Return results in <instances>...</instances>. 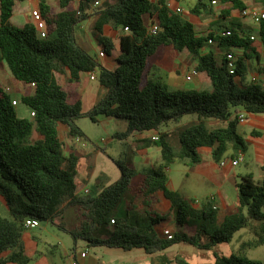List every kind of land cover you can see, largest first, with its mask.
<instances>
[{
    "label": "trees",
    "instance_id": "trees-1",
    "mask_svg": "<svg viewBox=\"0 0 264 264\" xmlns=\"http://www.w3.org/2000/svg\"><path fill=\"white\" fill-rule=\"evenodd\" d=\"M230 1L236 8H243ZM14 5V0H0V61L16 81L35 84L33 95L21 99L34 116L31 120L18 118L13 101L0 90V199L8 213L7 217L0 215V264L32 262L22 240L28 230L26 220L51 223L74 241L85 242L88 248L142 250L146 255H159L150 264H190L179 256L170 259L164 252L181 244L208 252L230 243L245 229L253 237L241 244L240 252L229 257L214 253V264H261L248 259L244 252L264 246V181L256 184L250 175L244 176L236 185L235 210L220 216L209 201L196 207L193 201L169 189L166 175L176 160L186 166L200 164V149H210L216 163L245 153L246 143L238 135L235 112L242 109L264 116V85L247 81L249 56L233 59L226 52L219 63L213 53H202V49L212 40L226 51L246 49L250 38L234 31L227 37L197 36L192 24L169 10L163 0H59L58 13L46 0H39L37 10L47 29L46 38L40 39L35 25L16 27L10 22ZM201 6L199 0L190 13L198 14ZM88 16L95 18L94 40L106 53L116 45L103 35V28L122 32L113 70L102 67L77 42L75 28ZM152 26L158 28L154 35L150 34ZM258 30L264 48V20L258 23ZM164 47L187 52L195 59V71L209 79L211 91L169 88L151 78L150 59ZM93 73H97L106 93L83 112L81 102H71L59 78L68 74L69 82L77 83L81 74ZM187 115L195 119L177 132L174 147L165 129L179 124ZM101 117L124 124L125 131L114 136L118 140L143 132L157 133V140H148L146 145L159 149L160 163L137 171L124 162L113 161L120 172L116 182L107 187L97 184L92 192L78 195V155L73 151L65 154L59 129L67 128L68 140L81 141L84 134L75 122L88 118L96 123ZM211 123L220 125L211 127ZM33 131L42 139L32 142ZM126 193L130 194L128 199L124 198ZM158 194L169 202L168 214L153 210ZM138 200L145 210V227L129 223V217H137ZM70 209L74 222L68 225L65 218ZM168 218L184 229L170 239L156 232ZM73 260H77L75 253Z\"/></svg>",
    "mask_w": 264,
    "mask_h": 264
},
{
    "label": "crops",
    "instance_id": "crops-1",
    "mask_svg": "<svg viewBox=\"0 0 264 264\" xmlns=\"http://www.w3.org/2000/svg\"><path fill=\"white\" fill-rule=\"evenodd\" d=\"M30 4V9L26 11V17L28 19L27 23H33V20L31 21V15H28V12H32L33 10H37L39 7V0H28ZM158 0H154V2H157ZM199 0H188L190 6L188 9V12H184V10L180 6V0H163V2L166 4H171L173 7H179L183 10L182 16L185 18L189 23L192 24L195 33L197 36L200 37H207L210 34H214L215 36L219 35L221 32H230L234 31L242 38H250L251 43L249 44L248 48H231L228 51H226L222 46L219 45V42L217 40H212L211 44H208L202 49V53H208L211 52L215 55L217 58H222L226 52L232 55L233 59H238L244 56H249V59L247 61V81L254 82V83H260L264 85V48L261 45L260 39H259V30H258V24L253 23L248 18H243L240 15V12L244 9H251L255 10L257 12L264 13V0H234L242 5V9L236 8L232 1L230 0H201L202 6L200 7V11L198 14H192L190 13V9L195 6V4ZM21 3L23 0H14V3ZM214 2V4L212 3ZM46 3L49 4L53 10V12L58 13L61 9H55L52 7L49 0H46ZM59 4V0H58ZM14 17L13 16L10 21H12ZM94 16H88L86 20L90 23V30L85 32L83 29L82 24H79L76 26L75 29H78L81 33L80 35L75 37L77 39V42L90 53V49L88 47V42L91 47H94L96 43L93 41L94 36L92 32V25L94 22ZM147 24H151V20H146ZM16 27H23L16 26ZM45 33L47 36V29L46 26H44L43 31H37V36L40 38L41 33ZM103 35L107 38H109L113 43H116L118 41L119 36L122 34L120 32L114 31L109 26H105L103 28ZM43 39V38H40ZM94 42V44H93ZM99 46V45H98ZM100 47V46H99ZM102 48V47H101ZM166 48H171V51L166 52ZM116 49V47H114ZM113 50V49H112ZM118 51V50H117ZM103 53V57H100L99 54ZM119 53V51H118ZM98 58L95 56V60L105 69L113 70L116 65L117 58L110 57L109 53H106L103 49L99 52ZM92 56V55H91ZM151 64V73L150 77L159 79L161 82H163L165 85L170 86V88L175 89H192L189 87L190 85L188 83H194L195 88H199L200 91L209 92L211 91V83L209 79L202 73H196L195 68L197 66V61L193 59L187 52H178L174 50L172 47H164L161 48L156 55H154L150 59ZM6 64L4 61H0V76H2V80L0 81V90L5 91L10 99L12 101H16V106L14 107L16 110L17 117L20 119H28L31 120V117L29 115V111L26 106H24L21 102L22 97L26 95H33L34 88L30 85H25L21 82L16 81L11 76L9 70L6 71ZM193 72V74L191 73ZM95 76V80H90V74H81L80 79L77 83H71L68 80V74L60 76L59 81L63 89L69 94L71 102L80 101L82 104V111H83V97L86 98V100L91 101L93 106L105 95L106 90L98 84L97 88H93V93H88L87 84L89 82H98L97 73H93ZM192 74V75H191ZM190 76L189 80H186L187 77ZM11 81H14L15 83H12ZM195 90V89H192ZM20 104L23 108H19ZM235 114L237 116L242 115L244 117V122H239L237 125V132L238 135L244 140L246 143V151L244 154H241L242 161L236 166L231 165V159L229 158H223L221 161H224V166L220 165L219 163L212 162L211 160V150L210 149H200L202 150L203 154L205 155L204 158H206L208 161V164L203 166L204 159L202 158L201 154V163L196 165L197 167H200L201 172H203L205 176V180L210 182L211 185L214 187V193H211L208 197L209 203L211 206L216 207L217 210L220 213V216H223L229 212H232L235 210L237 205V189L236 185L240 182V180L244 176L250 175L252 177V180L256 184H262L264 181V116L263 115H254L246 113L242 109H237ZM234 114V115H235ZM102 119H109L105 117L99 118ZM111 119V118H110ZM116 128H118L121 133L125 131V126L123 123L119 121H115ZM219 126L218 123H211ZM67 129V128H66ZM39 135V134H38ZM40 136V135H39ZM59 136H60V129H59ZM32 137V136H31ZM66 137H67V131H66ZM153 137H157V133L153 131L149 132H143L141 134L134 135L132 139L138 140L143 139L144 140H152ZM61 138V136H60ZM42 137L40 136V139L36 138L35 141L41 140ZM77 143L80 142V140L76 141ZM84 151V150H83ZM71 151H66L65 148V154L70 153ZM139 152H143L145 156H149V154H153V150L148 149L147 147L140 149ZM159 152V151H157ZM89 152L83 153L84 155H78V163L76 168V177L79 179H83L86 170H90L91 165V154H88L90 156L89 160L86 161V154ZM141 156V155H140ZM137 154H134V161L141 165L144 164L146 159L142 158L140 161ZM150 157V156H149ZM141 159V158H140ZM82 163L86 165L85 167H82ZM158 162L155 161V163L150 164L149 166H155ZM240 165H244L245 171L243 173H235L234 168L239 167ZM146 166V165H141ZM78 168L80 169L78 171ZM135 169V168H133ZM137 170V169H135ZM143 170V169H142ZM199 170V171H200ZM138 171V170H137ZM79 172V174L77 173ZM76 177H75V183H76ZM214 182V183H212ZM169 188V187H168ZM170 189V188H169ZM78 192V190H77ZM88 192V190H85V193ZM211 197L214 199L213 201L210 200ZM164 208H160L159 206H162ZM137 205V214L141 213L145 210L143 206L140 204V200L136 202ZM153 210L156 211L158 214H164L163 212H160L161 209L166 210L168 213L170 211V204L168 201H166L161 195L158 194L157 201L152 206ZM166 223H163L161 225H158L156 227V232L159 236H163L162 233L164 230H167L170 234H174L180 231H183L184 229L178 228L174 223H172V226L169 228H165ZM32 229H28L24 232L22 236V240L25 246V252L26 255L30 258H32V262L29 264H36L38 260L43 257V253L39 251V244L35 237H33L30 234V231ZM224 245V244H223ZM100 248V247H98ZM105 248V247H103ZM108 249V248H106ZM119 250V249H115ZM122 251V250H121ZM137 251V250H132ZM129 251V252H132ZM139 253H136L138 256L146 255L142 250H139ZM86 252V256L83 259H80L78 255H76V258L78 259L79 264H98V261L94 260L90 256V252L88 251H82ZM124 252V251H123ZM165 253V252H164ZM159 255H153L152 258H148L141 264H150L152 261H156ZM73 259V254H71V261ZM255 261V260H253ZM140 264V263H136Z\"/></svg>",
    "mask_w": 264,
    "mask_h": 264
},
{
    "label": "rangeland",
    "instance_id": "rangeland-1",
    "mask_svg": "<svg viewBox=\"0 0 264 264\" xmlns=\"http://www.w3.org/2000/svg\"><path fill=\"white\" fill-rule=\"evenodd\" d=\"M52 7L55 9H59L58 0H49ZM103 1V0H102ZM197 1V0H195ZM76 4V3H74ZM180 6L184 10V12H188L189 9V2L188 0H180ZM30 9V4L28 0H23L21 3H16L14 5V17L12 21H10L14 26H21L25 25L29 19L26 17V11ZM28 15H31L29 10ZM147 18L145 19V21ZM32 21V18H31ZM83 29L85 32L90 30V23L88 20L81 22ZM127 32V31H126ZM122 34V32H120ZM76 36L80 35L78 29H75ZM128 34V33H127ZM91 41V40H90ZM89 41V42H90ZM95 43L96 41L93 40ZM88 42V47L90 49V53L93 57L98 58L99 52L102 50L101 47L96 45L91 47ZM93 42V44H94ZM116 49L109 51V56L113 58L119 57V53L117 51V42L114 43ZM166 52L171 51V48H166ZM217 61L220 63L221 59L217 58ZM6 71L8 70L7 66ZM193 74V72L191 71ZM191 74V75H192ZM2 76H0V81L2 80ZM15 83L14 81H11ZM97 82H89L87 84L88 93L92 94L93 88L98 87ZM192 89L196 91H200L199 88H195L194 83H188ZM170 88V86H168ZM190 89V88H189ZM93 107L91 101L86 100L83 97V112L89 111ZM19 108H23L20 104ZM195 116L187 115L184 116L179 124H171L169 125L165 131H167L170 135L171 142L173 146H177V132L181 130L183 127L193 123ZM116 120L114 119H98L96 123H93L88 118H82L77 120L75 123L81 129L84 134V139L80 142L70 141L66 137L67 129L65 127H60V136L61 139L65 143L66 151H73L77 155H84L83 153H87L86 161H90V170H86L84 178L81 180L76 177V187L78 190V195L85 194V190L93 191L94 187L99 184L101 187H107L114 182H116L120 178V172L118 167L113 161H121L126 164L128 168H135L138 171L146 168H152L154 166H149L150 164L155 163V161L160 163V152L158 148L152 145H146V142L149 140L138 139L134 140L132 137L125 139V140H118L114 138L116 134L121 133V131L116 128ZM211 127H215V124H210ZM40 139V136L37 132H32L31 141L34 142L35 139ZM37 141V140H36ZM147 147L148 149L153 150L152 155L149 156L143 155V152H139L140 149ZM84 150V151H83ZM140 158L146 159L145 163L138 165L134 161V154ZM88 154H91L88 156ZM199 154H201L202 158L204 159L203 166L208 164V162H213V160L208 161L203 154L202 150H199ZM90 160H89V158ZM157 164V165H158ZM155 165V166H157ZM82 163V167H85ZM80 169L78 168V171ZM200 167L197 166H186L179 161H175L171 164L167 171V180H168V187L173 190L179 192L182 196L186 199L193 201L196 207H199L202 204H206L208 201V197L211 193H214V187L211 185L210 182L205 180V176L203 172H201ZM244 165H240L239 167L234 168L235 173H243L245 171ZM80 172V171H79ZM79 172H77L79 174ZM134 180V182H136ZM214 183V182H212ZM130 196L129 193L124 195V198L128 199ZM210 200H214L212 197ZM160 208H164L159 206ZM160 212L164 214H168V212L164 209H161ZM0 215L3 217H7L8 213L6 207L4 206L2 200L0 199ZM145 217L144 211L137 214V217L132 218L129 217V223L132 225H137L140 227H145L146 223L143 220ZM66 221L68 225H71L74 222V215L73 210L70 209L66 212ZM167 224L165 228H169L172 226L173 220L172 218H168ZM166 223V222H165ZM157 230V229H156ZM30 234L36 238L39 244V251L43 253V257H41L36 264H71V254L79 255L82 251L90 252V256L98 261V264H136V263H145L144 261L148 258H152L153 255H142L138 256L136 253L140 251H132V252H123L121 250L115 249H106L103 247H91L88 248L86 243L83 241H74L72 237L59 230L55 225L51 223H40L37 228H34L30 231ZM252 234L247 230H241L234 235L232 241L228 244L218 245L213 248V250L205 252L197 250L188 245H177L169 248L165 251L164 255L168 258L173 259L177 256L181 257L185 261L190 264H214V257L213 254L217 253L219 255L229 257L232 254H237L240 252L241 244L247 240L252 238ZM244 256H246L250 260H255L264 264V246L258 248H252L250 250H246L244 252Z\"/></svg>",
    "mask_w": 264,
    "mask_h": 264
},
{
    "label": "built area",
    "instance_id": "built-area-1",
    "mask_svg": "<svg viewBox=\"0 0 264 264\" xmlns=\"http://www.w3.org/2000/svg\"><path fill=\"white\" fill-rule=\"evenodd\" d=\"M214 4V2H212ZM95 6L98 5L97 3L94 4ZM166 7L171 10L173 13L175 14H178V15H181L183 10L179 7H173L171 4H166ZM240 15L241 17L243 18H248L249 20H251L253 23L255 24H258L261 20H264V13L262 12H257L255 10H251V9H244L240 12ZM31 18L33 20V23L35 24V27L37 29V31L41 32L43 31L44 29V22L42 21V19L40 18V15L38 13V10H33L31 12ZM125 31H127V29H124ZM158 31V28L157 26H152L151 29H150V34L154 35L156 34V32ZM221 37H227L230 35L229 32H221L219 34ZM40 38H46V34L45 33H41L40 35ZM209 43H211V41H209ZM103 53H100L99 56L100 57H103ZM229 60L232 59L231 56H228L227 57ZM229 68H230V73L232 74L233 71V65L230 63L229 64ZM190 79V76L186 78V80H189ZM90 80H95V76L94 74H90ZM31 87H35V84H31ZM6 92H8V90H6ZM14 106H16V101H13L12 103ZM30 117H33L34 114L33 113H29ZM238 121L239 122H244V117L242 115H239L238 116ZM153 141H156L157 140V137H153L152 138ZM242 161V156L241 155H238L235 159H233L231 161V165L232 166H236L238 165L239 163H241ZM225 162L224 161H221L220 162V165L221 166H224ZM87 193V192H86ZM39 226L38 222L34 221V220H26L25 222V228L27 229H34V228H37ZM163 236L167 237L168 239L171 238L172 234H170L167 230H164L163 233H162ZM86 252H81L78 257L80 259H83L85 256H86ZM71 264H79L78 262V259L77 260H73V262Z\"/></svg>",
    "mask_w": 264,
    "mask_h": 264
}]
</instances>
